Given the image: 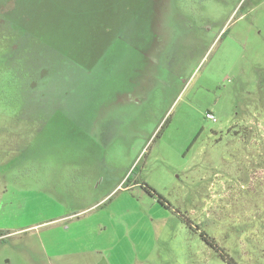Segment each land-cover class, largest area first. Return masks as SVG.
I'll list each match as a JSON object with an SVG mask.
<instances>
[{
	"label": "rangeland",
	"instance_id": "374dc122",
	"mask_svg": "<svg viewBox=\"0 0 264 264\" xmlns=\"http://www.w3.org/2000/svg\"><path fill=\"white\" fill-rule=\"evenodd\" d=\"M201 235L264 264V0H0V264H224Z\"/></svg>",
	"mask_w": 264,
	"mask_h": 264
},
{
	"label": "trees",
	"instance_id": "16d2710c",
	"mask_svg": "<svg viewBox=\"0 0 264 264\" xmlns=\"http://www.w3.org/2000/svg\"><path fill=\"white\" fill-rule=\"evenodd\" d=\"M127 181V180H126ZM125 184V183H124ZM123 184V185H124ZM147 188V187H145ZM202 240L208 245L210 246L219 256L220 260L224 263V264H238L233 258L229 257L228 254H226L225 252H223L219 247H217L215 245V243L213 244V242L208 241V239H205V237H203L201 235Z\"/></svg>",
	"mask_w": 264,
	"mask_h": 264
},
{
	"label": "built area",
	"instance_id": "2783aa9c",
	"mask_svg": "<svg viewBox=\"0 0 264 264\" xmlns=\"http://www.w3.org/2000/svg\"><path fill=\"white\" fill-rule=\"evenodd\" d=\"M205 119L211 121V122H215L214 116L211 113H207L205 115Z\"/></svg>",
	"mask_w": 264,
	"mask_h": 264
}]
</instances>
